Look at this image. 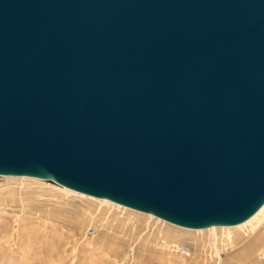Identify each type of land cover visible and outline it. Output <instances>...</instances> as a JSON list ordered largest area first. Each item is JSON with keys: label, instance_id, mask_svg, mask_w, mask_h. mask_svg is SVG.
<instances>
[{"label": "water", "instance_id": "water-1", "mask_svg": "<svg viewBox=\"0 0 264 264\" xmlns=\"http://www.w3.org/2000/svg\"><path fill=\"white\" fill-rule=\"evenodd\" d=\"M0 175L244 222L264 204V0H0Z\"/></svg>", "mask_w": 264, "mask_h": 264}, {"label": "rangeland", "instance_id": "rangeland-1", "mask_svg": "<svg viewBox=\"0 0 264 264\" xmlns=\"http://www.w3.org/2000/svg\"><path fill=\"white\" fill-rule=\"evenodd\" d=\"M0 187L21 192L0 199V264H216L205 232L182 230L177 245L171 243L177 228L146 214L65 195L37 181L0 178ZM261 234L264 215L232 233L245 241ZM225 244L219 233L221 264L243 245L231 251ZM257 259L264 264V253Z\"/></svg>", "mask_w": 264, "mask_h": 264}, {"label": "bare ground", "instance_id": "bare-ground-1", "mask_svg": "<svg viewBox=\"0 0 264 264\" xmlns=\"http://www.w3.org/2000/svg\"><path fill=\"white\" fill-rule=\"evenodd\" d=\"M0 178L6 179L8 181L18 182V184H24V182L27 183V181H37V182H40V184L41 183L49 184L50 186L60 190L65 195L71 194V195H74L75 197L89 198L90 200L96 201L99 204H105L108 207H116V208H119L120 210L121 209L125 211L127 210L134 214L137 213L138 215L146 214L148 218H155L160 222H166L165 220L157 216H154L151 213H146V212H142L139 210H135V209L126 207L119 203H115L105 198H97V197H93V196H90V195H87L81 192H77L67 187H64L62 185H59L55 182H50L48 180L35 178V177H29V176H13V175H0ZM16 194L17 195L21 194L20 189L19 190L16 189L12 191L10 188L3 189L2 187H0V199L1 200L7 197L9 198L11 196H14ZM263 215H264V204L250 218L234 226L212 225V226L206 227L205 229H201V228L200 229H188V228L180 227L177 225H173V223L171 224L169 222L170 226H174V228H177V229H173L174 232L176 231L177 235H175L174 238L171 239L172 240L171 243L177 244V241L179 240L178 235H181L180 232H182V230L186 232H197V233H202V234L205 232L208 234L210 243H212V246H213L212 248L217 258L216 264H221L220 249L216 245V242L218 241V238H219V233H221V235H223L225 237V240L227 241V244L225 245L230 246L229 249L231 251H234L237 246L243 244L240 247V250H238V252L233 254L232 258L228 261L227 264H257L258 263L257 256L264 253V234L255 236L245 241L244 237L242 236L233 237L232 233L235 232L236 230H240L248 226L249 224L251 225L254 221H257Z\"/></svg>", "mask_w": 264, "mask_h": 264}]
</instances>
